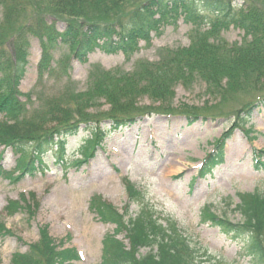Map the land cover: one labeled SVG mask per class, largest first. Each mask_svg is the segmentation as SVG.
Wrapping results in <instances>:
<instances>
[{"label":"rangeland","instance_id":"obj_1","mask_svg":"<svg viewBox=\"0 0 264 264\" xmlns=\"http://www.w3.org/2000/svg\"><path fill=\"white\" fill-rule=\"evenodd\" d=\"M230 2L240 16L248 3L264 6V0ZM44 11V7H35L31 14L37 17ZM48 16L45 14L60 32L75 21ZM215 20L212 15L191 21L181 16L165 17L148 42H135L138 51L131 57L96 51L85 64L74 58L69 45L59 42L44 47L38 38L31 40L27 71L18 85V100L24 109L20 118L0 117V140L8 135L10 140H21L22 146L35 147L44 133L51 132L50 137L56 138L55 131L76 124L80 127L77 125L74 136L62 137L67 143L61 155L63 162L55 149L32 170L25 166L31 149L23 156L20 149L9 146L11 141L0 143V224L4 227L0 235L1 264H14V257L34 247L33 253L39 251L45 229L58 251L79 252L78 260L54 264H102L104 241L115 236L117 229L99 217L98 209L105 202L121 212L125 207L129 219L145 212L161 225L174 224L195 249H200L199 256L208 252L207 259L202 257L205 262L217 256L227 264H257L252 249L258 246L264 250V232L227 235L203 217L213 213L241 223L242 216L236 209L241 198H250L256 191L264 194V166L256 163L258 155L264 164V105L257 103L264 93L236 92L243 81L238 71L239 80H233L223 97L217 96L212 86L207 89L206 82L187 80L173 87L156 84L149 94H134L131 106L118 91L124 86L122 79L118 83L107 81L103 90L115 94L113 104L131 112L114 118L109 113L111 102L91 98L97 97L106 78L134 73L144 64L159 63L169 59V53L189 48L211 31ZM226 26L229 29L222 32L223 39L231 46L241 44L244 31L228 22ZM44 55L50 56V64L45 61L40 66ZM226 80L219 78L216 83L226 86ZM151 91L159 92L158 99ZM252 105L256 106L249 125L243 128L249 129L247 137L238 122ZM66 107L68 119L64 118ZM59 115L62 118H57ZM187 116L198 119L191 123ZM98 120L96 134L101 140L94 156L80 163L83 143L93 133L89 127H95L82 123ZM115 122L126 125L115 128ZM29 125L32 128L18 137L17 132H25ZM223 140L219 151H223L222 163L212 166V175L201 177L200 165L219 154L215 153L216 146ZM130 189L138 195L131 197ZM117 241L130 246L125 233Z\"/></svg>","mask_w":264,"mask_h":264},{"label":"trees","instance_id":"obj_2","mask_svg":"<svg viewBox=\"0 0 264 264\" xmlns=\"http://www.w3.org/2000/svg\"><path fill=\"white\" fill-rule=\"evenodd\" d=\"M35 7H44L45 11L35 17L31 14ZM244 8L240 16L230 0H0V117L11 115L12 118H20V112L24 109L18 100L20 96L18 85L27 71L31 40L38 38L44 47L59 42L69 45L75 58L83 64L96 50L108 55L123 53L129 58L138 50L135 42L149 41L158 21L174 15H183L191 20L203 13H211L217 17V24L211 32L198 38L189 48L169 53L167 55L170 56L169 59L156 64H144L134 73L118 74L110 80L106 78L98 90L97 97L91 98L95 99L94 101L106 98L111 102L113 106L109 111L111 117H118V114L129 110L123 105L113 104L115 94L103 90L107 81L115 80L114 83H118L122 79L124 86L118 91L124 100L130 102V106L134 103V98L130 97L141 92L149 94L148 91L156 84L173 87L175 83H185L187 80L206 82L207 89L212 86V91L216 90L217 96L223 97L227 93L226 89L231 88L233 80H239L238 71L242 73L243 81L240 84L244 85H237L236 92L252 90L257 95L263 94L264 6L261 8L255 3H248ZM45 14L51 15L48 17H62L75 21L68 23L65 31L60 32L55 24L46 19ZM226 22L244 31L241 44L231 46L223 39L221 29H229ZM114 38H117V41H114ZM45 61L50 64V56L44 55L40 66ZM219 78L227 79L226 86L216 83ZM130 80L133 82L130 83ZM151 95L158 99L159 92L155 94L151 91ZM259 102L264 105V95L257 103ZM255 106H250L242 116H239L242 121L238 122V126L242 128L248 126V119L252 116ZM116 107H120L118 111ZM67 112L69 107L64 110L65 119L69 118ZM57 118L62 116L59 115ZM98 122L99 120L91 123L86 121L82 124L89 126ZM114 124L115 128L126 125L125 122ZM77 125L80 124L73 125L70 129L55 131L58 136L56 138L55 135L50 137L51 132L47 131L43 138L35 142V147L22 146L21 140H10L8 135L0 140V143L11 141L8 143L9 146L20 149L23 156L31 149L32 154L29 155L25 166L28 167L27 170H32L35 163L42 164L44 156L55 149L58 150L56 155H60L59 161L62 162L61 155L64 154L66 146V139L62 140V137L74 136L79 130ZM31 128L29 125L25 132L18 131L17 136L22 137ZM38 128H41V125ZM32 131L34 132L35 128ZM92 131V138L86 141L83 147L84 159L80 162L94 156L95 148L101 140V136L96 134L99 131L97 125ZM247 133L249 134V131ZM224 142L225 140L216 146L215 153L221 151ZM214 155L209 157L207 163L210 166L207 165L202 170L201 176H207L214 166L222 163L223 151L215 157ZM129 191L131 197L138 195L133 189ZM236 209L242 216L241 223H234L213 213H207L203 220L227 235L264 232L263 193L256 191L250 198H241ZM98 214L102 221L117 227L115 236L107 237L104 241L105 254L102 264H227L222 258L214 256L208 257L210 261L205 262L202 257L208 256L207 251H204V256H199L200 249H195L192 241L175 228L174 224L161 225L154 220L153 215L141 212L135 218L129 219L128 210L120 214L106 202L100 205ZM3 230L4 227L0 224V235ZM123 233L130 241V248L117 241V236ZM41 235L43 241L39 245V251L33 253L34 247L25 254L14 257V264L39 262L54 264L63 260L79 259L74 249L58 251L47 229L41 232ZM145 249L148 252L143 254L142 250ZM252 252V258L257 264H264V250L256 246Z\"/></svg>","mask_w":264,"mask_h":264}]
</instances>
